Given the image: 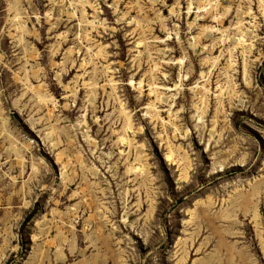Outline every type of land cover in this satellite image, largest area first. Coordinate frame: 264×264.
Listing matches in <instances>:
<instances>
[{"label": "rangeland", "instance_id": "obj_1", "mask_svg": "<svg viewBox=\"0 0 264 264\" xmlns=\"http://www.w3.org/2000/svg\"><path fill=\"white\" fill-rule=\"evenodd\" d=\"M14 2L0 264H264V0Z\"/></svg>", "mask_w": 264, "mask_h": 264}, {"label": "bare ground", "instance_id": "obj_2", "mask_svg": "<svg viewBox=\"0 0 264 264\" xmlns=\"http://www.w3.org/2000/svg\"><path fill=\"white\" fill-rule=\"evenodd\" d=\"M15 2H16V0H15ZM14 2V3H15ZM261 2V1H260ZM260 5H261V3H260ZM216 6H218V4H216ZM262 7V6H261ZM240 12V11H239ZM238 14H242L241 12L240 13H238ZM14 20L16 21V22H18V24H20V28H22L23 26H22V24H21V22L19 21V17H18V14H16L15 15V17H14ZM238 27V26H237ZM240 36H241V38H242V40H244L245 39V35L243 34V33H240ZM240 44V43H239ZM239 44H235L234 46H238ZM181 62V61H180ZM46 96L47 95H40V96H38V97H40V99L42 100V101H45V99L44 98H46ZM125 114V117H126V121L127 122H130V120H129V117H128V115L126 114V113H124ZM166 161L167 162H171V163H173V153L170 151L169 153H168V155L166 156ZM137 171H139V173L140 172H142L143 170H141V169H130L129 170V173H136ZM183 175H187V172L186 171H184V174ZM62 177L64 178L65 177V173H63L62 174ZM150 214H151V212H150Z\"/></svg>", "mask_w": 264, "mask_h": 264}]
</instances>
